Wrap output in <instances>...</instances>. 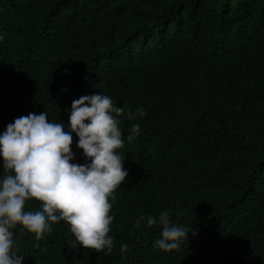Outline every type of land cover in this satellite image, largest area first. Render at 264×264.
I'll return each mask as SVG.
<instances>
[{
  "label": "trees",
  "instance_id": "trees-1",
  "mask_svg": "<svg viewBox=\"0 0 264 264\" xmlns=\"http://www.w3.org/2000/svg\"><path fill=\"white\" fill-rule=\"evenodd\" d=\"M0 36V134L42 111L68 130L72 102L95 92L125 109L112 252L69 248L63 221L38 242L18 225L22 264H264V0H0ZM161 211L189 229L178 251L135 225Z\"/></svg>",
  "mask_w": 264,
  "mask_h": 264
},
{
  "label": "clouds",
  "instance_id": "clouds-1",
  "mask_svg": "<svg viewBox=\"0 0 264 264\" xmlns=\"http://www.w3.org/2000/svg\"><path fill=\"white\" fill-rule=\"evenodd\" d=\"M122 115L123 107L108 95L95 92L72 102L68 130L63 122L49 121L45 111L18 117L7 125L0 134V166L4 170L0 180V264H22L25 258L14 247L12 230L18 225L21 233L34 234L38 242L52 232L53 224L63 221L72 233L69 248L81 246L106 255L112 252L110 199H116V190L128 175L124 158L117 152L125 147ZM144 116L143 107L126 113L129 121ZM130 132L129 142L140 135V125L133 124ZM73 133L78 137L76 146L88 161L85 164L72 163ZM29 200L39 202L40 209L26 211ZM145 220L146 227L161 228L155 247L170 252L186 245L189 229L173 224L167 211L158 217L140 215L136 227ZM127 251L128 245L122 244L121 254Z\"/></svg>",
  "mask_w": 264,
  "mask_h": 264
}]
</instances>
